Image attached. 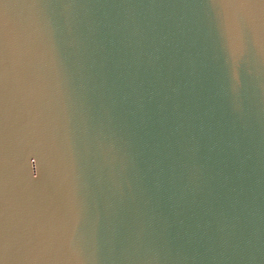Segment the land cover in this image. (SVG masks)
<instances>
[{
	"label": "water",
	"instance_id": "water-1",
	"mask_svg": "<svg viewBox=\"0 0 264 264\" xmlns=\"http://www.w3.org/2000/svg\"><path fill=\"white\" fill-rule=\"evenodd\" d=\"M0 264H264V0H0Z\"/></svg>",
	"mask_w": 264,
	"mask_h": 264
}]
</instances>
